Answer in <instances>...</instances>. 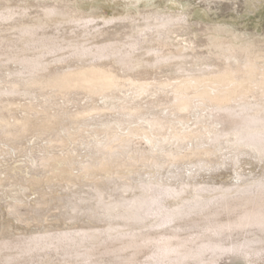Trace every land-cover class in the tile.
<instances>
[{"label": "bare ground", "instance_id": "1", "mask_svg": "<svg viewBox=\"0 0 264 264\" xmlns=\"http://www.w3.org/2000/svg\"><path fill=\"white\" fill-rule=\"evenodd\" d=\"M12 1H0V24L10 23L14 25L22 20L32 23V26L25 25L24 28H14L0 32L2 37L16 38L21 47L19 50H24L21 54L27 55L17 59L21 56L20 54L17 58H12V54H10L12 56L10 57L5 54L6 51L0 52V59L7 58L6 65L26 69L24 72L12 74V78H17L12 80L14 84H17L19 79H24L25 76L35 74L37 77H43H35L34 79V83L37 81L43 87V89L38 88L43 94L58 90V92H64L63 95H65V91L70 94L75 89L78 94H90L95 99L103 95H113L112 91L118 89L120 86L118 82H115L116 86H114V82L110 78L122 79L116 73L117 68H121L123 69L122 72H125L130 71L134 66L142 65L143 68L150 71L157 65H175L173 73L161 75V78L170 79L174 74V78L179 80L186 79L188 75H193L196 71L200 72V77L208 73H217L216 69L205 68L206 70L203 71L202 67L197 68V65H189V61L194 60V58L186 54L157 58L156 55H159V52L157 54V51L151 50L152 48H142V41L140 39L137 41L138 38H136V41L127 44L130 39L135 37L132 30L133 25L138 27L136 24L145 25L140 33L145 30L147 33L151 32V39L157 42L160 40L161 33L169 28L171 19L168 17L141 16L140 18L137 17L138 19L136 18L135 21H119L120 19L110 21L93 17L71 21L69 20L70 13L61 7L47 8L46 6L31 4L16 7L17 2L13 4ZM20 1L23 0H19L18 3ZM149 22V25H153V27L149 26L150 28H148L146 26ZM129 25L132 27L131 30L127 28ZM124 27L127 29L125 30ZM147 33H144L143 37ZM25 38L27 40H24ZM105 41L108 42L105 43ZM170 42L177 47L192 48L196 46L186 41L176 40L175 36H171ZM69 52H71V56L73 55L70 56V59L66 58L65 55L69 56ZM143 56L145 59L148 58L150 62H144L145 59H141ZM73 60L76 63L84 64L85 68L53 72V67ZM243 63L249 65L248 62ZM240 65L234 61L232 66L224 63L218 69L220 72L229 69L234 70ZM108 66L113 67L112 71H106ZM48 71L49 74H47ZM45 74H47L46 77H44ZM259 74V80H256L254 88L262 91L264 85L260 86L262 83L260 78L264 80V77H262V72H259ZM156 76L149 73L147 79L153 80ZM28 78L26 77L24 81ZM145 78V75L141 76L142 80H145ZM188 79L190 80V78ZM205 79L208 82L216 80L218 86L227 81L230 83L227 74L226 76ZM4 81L9 82V80ZM241 83L243 82H237L233 89L242 88L241 85L243 84ZM98 85L104 86V89L93 95L90 89L97 90L96 86ZM233 89L224 90L215 95L213 97L215 104H212L211 96L205 98L202 95L203 93H200L198 101L192 102V105H188L187 100H184L189 94L188 88L178 89L173 99L177 100V103L172 106L173 108L185 111L187 108L192 109L199 106L200 109L195 114L196 116L205 112L202 121L211 119L208 126H221V129H218V134L211 137L209 143L205 144L203 141L194 143L192 148L180 155L181 158L174 159L173 164L166 162L160 166L157 162L161 157L156 158V156L150 155L149 158L143 159L147 163L144 166H150L151 163H154L156 170H150L144 180L132 176V178L125 181L120 180L115 185L108 181L106 184H94L90 188H77L76 185L68 181L70 182L71 191L61 192L60 189L54 188V192L67 196L58 198L60 200L57 198L54 200V197H41L39 211L47 207H54L56 217H61L68 222H75L80 219V221L86 220L93 225L86 223L84 224L85 228L79 230L35 233L29 237L12 239L13 234L18 235L20 233L12 231L9 224H6L5 229L0 232V264H53L52 255L44 250L54 246V249L52 248L54 253L60 254L58 250L61 249L58 248L61 246H57L62 243L65 244L64 242H70L71 245H75L77 248L73 252L62 250V255H66V258H68L73 254L74 260L72 262L78 261L86 264H102L100 260L106 258L107 260L104 261H111V264H221V256H227L230 261L228 264H234V260H240L246 264H256L258 261H264V238L247 241L246 239L249 237H243L241 241L240 239H234L233 234L231 235L237 228L247 226L264 227V162H260L264 160V106L253 103L248 106H238L236 109L218 107L219 105L228 104L232 100L228 94ZM191 90H195V87H192ZM11 94L12 92H0V95L8 96ZM258 98H262V96L258 95ZM202 99H206L208 104L200 101ZM32 104H34V101ZM38 106L39 104H36L34 108ZM142 107L146 106H139L136 109ZM209 107L210 110H208ZM17 110L18 112H25L23 108ZM32 111L33 109L28 108V112L31 113ZM96 112L101 113L104 110L96 108ZM96 112L92 110L90 114L88 112L86 114L91 116ZM76 114H74V118H76ZM177 116V114L168 115L160 121L175 119ZM187 119L188 114H186ZM48 120L53 119L48 118ZM21 122L22 124L19 125L21 132L25 129L30 134V128L32 127L35 131L42 129V125L36 127L33 122L28 120H21ZM54 122L57 123L58 121L54 120ZM65 123L70 124L72 122L68 120ZM164 126L166 125L164 124ZM11 131L14 130L11 129ZM137 133L135 134L137 135ZM12 134H18V132H12ZM139 134L144 135L142 131H139ZM158 135L161 138L163 136L161 131ZM127 137L131 136L126 135L125 138H119L114 142V147L123 144ZM66 138L64 137L62 141L68 145L69 142L66 141ZM143 138L146 139V137ZM197 138L208 139L201 135ZM177 140V138L169 140L175 143L177 149L190 144L179 143ZM167 142L168 140L164 141L162 145ZM128 143H124L123 148ZM55 146H58V144H53L50 147ZM17 147L20 149L19 145ZM232 147L236 149L245 147L249 148L250 151L249 153L226 154L220 157V162L217 161L216 156H208L205 163L201 161L206 153L219 152L222 149ZM64 156L66 157V155ZM182 156L187 158L183 160ZM52 161L53 159L43 160L42 165H48ZM157 169L161 171L159 172ZM152 172H156V175H150ZM61 173L66 176L71 174L64 170ZM217 177L226 179L225 182L228 183L217 184L215 182ZM151 178H154V182H147ZM3 181H6V179H3ZM82 183L84 185L90 184L88 181ZM109 185H113L114 189L112 190ZM120 186H122L121 190ZM77 189L85 195H72L73 197H71L70 194ZM16 195L19 196L20 194ZM76 199L79 200L76 201ZM190 199L192 202L182 204ZM22 204V202H19L18 206H22ZM230 213L231 215L234 213L235 216L230 217ZM7 215L9 218H13L21 215V213L14 210V208L12 210L9 208ZM149 216L151 218H148ZM37 217L39 218L38 215ZM156 217H160V219L149 226L153 230H129L134 227L131 224H141L143 226ZM179 217H184L183 222L186 226L192 224L199 231L189 234L179 232L177 225L174 224V219ZM54 218L55 216H49L51 220ZM26 219H31L29 213L21 215L16 223L29 228L31 225H27ZM170 223L176 226L173 230H169L172 224L170 228L169 226L166 227ZM184 223L183 226H185ZM31 224H35L34 220H31ZM164 226L167 229L154 230V228L160 229ZM193 226H190V228ZM250 232L248 230L247 233ZM63 248L66 247L63 246ZM41 251H44L42 255L46 256V259L40 260L38 258L40 256L38 253H41Z\"/></svg>", "mask_w": 264, "mask_h": 264}, {"label": "rangeland", "instance_id": "2", "mask_svg": "<svg viewBox=\"0 0 264 264\" xmlns=\"http://www.w3.org/2000/svg\"><path fill=\"white\" fill-rule=\"evenodd\" d=\"M18 1L13 0L12 2L15 4ZM17 3L15 4L16 7L29 6L30 4L42 5L47 8L61 7L70 13L69 20L71 21L93 17L110 21L119 19V21H135L137 17L140 18L141 16L168 17L171 19L169 28L161 33L158 43L151 39V32L147 33L145 30L140 33L145 25L136 24L138 27L133 25L132 30L135 37L128 42L126 41L127 44L136 41V38H138L137 41L139 39L142 41V48H152L151 50L157 51V54L159 52V55H156L157 58L186 54L194 58V60L189 61V65L194 64L197 65V68L202 67L203 71L206 70L205 68L216 69L217 73H208L200 77V72L196 71L193 75H188L189 77L187 76L186 79L179 80L174 78V74L170 79L161 78V75L173 73L175 65H157L150 71H147L142 65L134 66L130 71L125 72H122L123 69L117 68L116 73L122 79L110 78H112L114 86H116L115 82H118L120 85L118 89L112 91L113 95H103L94 99L90 94H78L75 89L70 94L65 91V95H63L64 92H58V90L43 94L38 90V88L43 89L40 83L37 81L34 83V79L37 77L35 74L25 76L24 79L29 77L26 81L19 79L18 83L14 84L12 80L17 78H12V74L24 72L26 69L8 66L5 64L7 58H1L0 92H12L13 95H0V232L5 229L6 224H9L12 231L20 233L18 235L13 234L12 239L29 237L35 233L44 234L46 232L54 233L85 228L84 224L89 223L88 221H80V219L79 221L68 222L63 220L61 217H56L54 207H47L39 211L41 197H54V200H56V198L67 196L54 192V188L60 189L61 192L70 190V182L76 185L77 188H90L94 184H106L108 181L115 185L120 180L125 181L132 178V176L144 180L150 170H156L154 163H151L150 166H144L146 162L143 159L149 158L150 155H154L156 158L161 157L157 162L160 166L166 162L173 164L174 159L181 158L180 155L192 148L194 143L199 141H203L205 144L209 143L211 137L218 134V129H221V126H208L211 119L202 121L205 112L196 116L195 114L200 109L199 106L192 109L187 108L185 111L173 108L172 106L177 103V100L173 99L178 89L188 88L189 94L184 98V100H187L188 105L197 102L200 93H203L202 95L205 98L211 96L210 100L212 104H215L213 102L215 95L224 90L233 89L237 82H243L241 83L243 84L241 85L242 88L238 87L229 92L228 95L232 100L228 104L219 105L218 107L236 109L238 106H248L253 103L264 106V90L260 91L254 88L256 80H259V72H262V77H264V0H23ZM149 24L150 22L146 24L148 28L153 27ZM25 25L32 26V23L26 20L14 25L2 23L0 24V32L14 28H24ZM129 26L127 28L131 30L132 27ZM127 28L124 27L125 30ZM144 33H147V35L143 37ZM171 36H175L176 40L186 41L196 46L192 48L174 46L170 42ZM3 37L6 39L2 40ZM3 37L0 36V52L6 51L5 54L9 56L12 54L13 57L10 56L12 58H17L20 54L21 56L17 59L27 56L21 54L24 50H19L21 47L16 38ZM24 40H27V38ZM68 54L69 56L65 54L66 58L70 59L71 52ZM141 59H145V57L143 56ZM3 60L4 63L2 64ZM234 61L239 65L241 64L240 67L234 70L219 71L218 68L222 67L224 63L232 66ZM144 62H150V60L147 58ZM243 62H248L249 65ZM84 68V64L76 63L73 60L53 67V72ZM112 68V66H108L106 71L110 72ZM49 73L48 71L47 74ZM149 73L157 76L153 80H149L147 79ZM226 74L230 83L227 81L219 86L216 80L208 82L205 79L226 76ZM142 75H145V80L141 79ZM41 77L38 76L37 78ZM4 80H9V82ZM263 81L260 78V82H262L260 86L264 85ZM192 87H195V90H191ZM96 88L97 90L90 89L93 95L101 92L104 86L98 85ZM66 94L68 96L64 98ZM258 95L262 98H258ZM58 98L60 99L58 100ZM33 101L34 104H32ZM200 101L208 104L206 99ZM36 104H39V106L34 108ZM139 106L146 107L136 109ZM21 108L25 112H18L17 109ZM28 108L33 109V111L28 112ZM96 108H100L104 112H96ZM92 110L96 114L88 116ZM208 110H210V107ZM87 112L88 114H86ZM74 114H76V118H74ZM174 114L178 115L175 119L160 121L168 115ZM186 114H188L187 120ZM48 118L53 120H48ZM21 120L33 122L36 127L42 125V129L35 131L32 127L30 128V134L25 129L21 132V128H19V125L22 124ZM54 120L59 123L54 122ZM68 120L72 123H65ZM11 129L14 131H11ZM139 131H142L144 135H140ZM160 131L163 134L162 138L158 135ZM12 132H18V134H12ZM136 132H138L137 135ZM126 135H130L132 138L127 137L123 144L114 147V142L119 138H125ZM199 135L208 139H199L197 138ZM20 136L22 137L20 138ZM64 137H67L68 145L63 143ZM143 137H146V139L144 140ZM173 138H177L179 143L190 144L177 149L175 143L169 141ZM166 140L168 142L162 145ZM126 142L129 143L123 148ZM53 144H58V146L50 147ZM18 145L20 149L17 147ZM196 148L201 149L200 147ZM249 151L250 149L245 147L225 148L219 152L206 153L201 161L205 163L208 156H216L217 161L220 162V157L226 154L249 153ZM182 157L183 160L187 158L186 156ZM48 159H53V161L43 166L42 161ZM260 162H264V160ZM63 170L71 174L66 176L61 173ZM157 171L160 172L161 170L157 169ZM150 175L155 176L156 172H152ZM3 179H6V181H3ZM215 180L217 184L228 183L225 182L226 179L219 177ZM86 181L90 184L84 185L82 183ZM148 181L154 182V178L148 179ZM109 187L112 190L114 189L113 185H109ZM121 188L122 186H120V190ZM18 193L19 196L16 195ZM70 195L73 197L72 195L83 196L85 194L77 189ZM78 200L76 199V201ZM19 202L23 203L22 206H18ZM188 202H192V200L190 199L182 204ZM9 208L11 210L14 208L21 215L29 213L31 219H26V222L27 225L30 224L31 226L27 228V226L16 223L21 215L9 218L7 215ZM49 216H55V218L51 220ZM229 216L232 217L235 214L231 215L230 213ZM158 219L160 217L154 218L143 226L141 224H131L134 227L129 230H153L149 226ZM31 220H34L35 224H31ZM183 221L184 217L174 219V224L177 225V229L182 234L199 231L196 226L195 229L191 224L190 226L193 227L190 228ZM183 223L186 227L183 226ZM171 224L166 226H169V228L172 226V229L169 230L176 227ZM166 227L154 228V230H161ZM262 229L264 227L247 226L235 229L231 235L233 234L234 239L242 241L243 237H249L246 240L252 241L264 238V230ZM248 230L251 232L247 233ZM64 243L57 246H61L58 248L61 249L58 250L60 254L54 253V246L44 250L52 255L53 264H86L78 261L72 262L74 260L73 254H71L72 258L71 255L68 258H66V255H62L63 251L73 252L77 248L75 245H71L70 242ZM63 246L66 248H63ZM44 251L38 253L40 260L46 259V256L42 255ZM104 260H107V258L100 260V262L102 264L112 263ZM220 262L221 264H228L230 261L227 256H221ZM233 263L246 264L240 260H234ZM256 264H264V261H258Z\"/></svg>", "mask_w": 264, "mask_h": 264}]
</instances>
